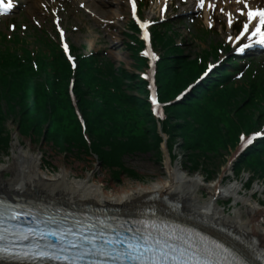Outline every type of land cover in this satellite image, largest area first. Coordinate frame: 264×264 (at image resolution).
<instances>
[{"label":"trees","instance_id":"trees-1","mask_svg":"<svg viewBox=\"0 0 264 264\" xmlns=\"http://www.w3.org/2000/svg\"><path fill=\"white\" fill-rule=\"evenodd\" d=\"M162 27L153 30L154 43L163 52L156 81L161 100L169 101L200 69L194 59L180 55L181 48L174 42L176 33L168 32L166 24ZM8 42L0 32V140L3 138L5 146L9 130L4 124L12 119L21 136L42 138L65 154L95 157L101 169L117 182L121 175L141 179L124 166L125 156L152 153L162 159V137L148 101L141 97L146 90L139 76L125 69L114 70L109 60L98 65L100 60L94 56H78L73 73L52 41L42 39L19 50L8 47ZM127 47L137 67L144 65L134 47ZM217 75L206 78L180 102L167 106L165 118L159 121L167 135L168 150L179 145L189 173L202 171L210 178L226 163V154L236 147L239 132L258 128L264 118L261 73L255 79L248 76V83L241 87L221 85L228 78ZM71 76L84 128L70 97ZM243 169L250 174L247 188L255 177L264 180V138L235 160L234 176Z\"/></svg>","mask_w":264,"mask_h":264},{"label":"rangeland","instance_id":"rangeland-1","mask_svg":"<svg viewBox=\"0 0 264 264\" xmlns=\"http://www.w3.org/2000/svg\"><path fill=\"white\" fill-rule=\"evenodd\" d=\"M16 1L18 3V7L10 15L0 18V29L8 31L6 28L11 24L29 23L30 21L34 23L39 29H43L45 33H48L55 38L50 22V7L44 8L46 3L45 0L40 3L35 0ZM46 1L48 3H51L52 1H57L59 3V7L65 17L61 23L66 28L67 38L71 45L78 47L79 50H82L84 53L105 49V52L109 58L114 61L116 66L121 65L127 70L135 72L137 75H139L140 71L135 70L134 65L132 64V58L128 50L125 49L126 37L123 34V30L128 22L125 0H113L117 1L122 9V11H120L121 15L118 14V16L120 15L119 17H124L122 19L118 18V20H115L112 24L104 22V24H106L105 26L101 24V19L113 20L112 15L117 14L102 13L101 16L105 18L99 19L100 16H93L90 12H88L90 10L89 8L86 6L81 8L78 3L69 2L67 0H64L63 3H61L62 0ZM157 5L158 4L154 2H148V4L146 2L145 6L142 7V15L155 18ZM190 5H192V9L189 7ZM221 8L224 10L237 12V7L234 6L230 0H223ZM195 13V5L193 0H190L188 3L180 7L173 3L169 7L167 13V20L173 21L172 27L180 35V37L177 38V41L180 40V42L183 44L181 48L182 53L188 57L193 56L203 48H207V43L211 41L222 42L227 30V28L223 27L220 31L219 25L222 23L223 15H217V23L214 25L209 34L204 37V40L191 37L193 28L191 24H187L186 19L194 17ZM181 17H185V20H183ZM197 19L204 25L206 29L207 27L205 23V17H197ZM36 21L40 22L39 25L36 23ZM158 24L159 23H157V25ZM249 53L264 62V51L256 49L255 51L250 50ZM4 125L6 129L9 130V143L7 146H5L4 142L2 141L3 138L0 140V165H7L8 163L13 162L12 143L15 139H17L18 148L30 150L33 153L40 154L42 160L41 169L45 177L54 176L61 170L62 167H65L70 170L71 177L77 176V178H83L88 174H94L97 179L103 180L106 189L115 190L126 185L150 183L164 176L165 173L163 167L167 158L169 162L172 163V165L179 164L183 171H185L188 175L194 176L199 174L203 185L212 184L217 180L221 181L222 186L238 183V196L241 199L250 198L251 196V200L259 204L258 208L260 209L261 213L257 216V219L259 218L260 222L264 224V180L260 177H255L252 181L251 187L246 190V183L249 180L248 171L243 169L239 172L238 176L231 175L230 162L234 159L237 151L229 150L230 152L226 154V165L222 166L221 169L216 170L212 175L213 177L210 178L206 174H203L202 171H200L201 173L195 172L189 174L185 164L181 163V160L184 159V155L182 152H180L179 145H174L172 153H169L166 147L162 145L163 158L161 160L158 158L156 159L152 153L125 156L123 158L124 166L136 171L140 175L141 179H132L126 175H122L120 177V181L117 182L111 179L110 172L101 169L94 157L87 156L86 154L82 153L65 154L52 148L49 143H44L42 138L39 141L31 140L29 139V136H21L18 132L17 125L12 119H7ZM12 175V171H6L1 174V177L7 180L10 179ZM199 192L202 202L208 201L210 196L208 191L201 189ZM7 197L10 199L13 198L12 196ZM26 199L35 200L40 198L28 197ZM218 204L223 209H225L227 213L234 214L235 210L245 211L246 209V206H244L242 202L235 204L233 196L221 198L218 201ZM260 248L264 249V242L260 243L259 249Z\"/></svg>","mask_w":264,"mask_h":264},{"label":"bare ground","instance_id":"bare-ground-1","mask_svg":"<svg viewBox=\"0 0 264 264\" xmlns=\"http://www.w3.org/2000/svg\"><path fill=\"white\" fill-rule=\"evenodd\" d=\"M43 0H39V3ZM96 15L102 13L117 18L121 6L111 0H80ZM111 1V2H110ZM59 10L60 20L64 15L58 3L51 2ZM118 12V13H117ZM17 139L12 143L13 162L0 165V194L6 196L41 200H51L79 208L91 206L108 209L118 214L138 213L143 207L151 206L165 215H176L186 222L219 236L243 254L251 264H264V224L257 216L261 213L258 203L250 198L238 196V183L221 185V181L208 185L202 184L199 174L190 176L181 166L172 165L166 158L163 167L164 176L150 183L126 185L119 189H106L105 183L94 174L83 178L71 177L70 170L62 167L56 175L45 177L41 169L42 160L39 153L21 149ZM12 171L10 179H3L1 174ZM209 193L208 201L201 200L200 190ZM233 196L235 204L242 202L245 211L235 210L227 213L218 201L223 197ZM172 201L178 205H173ZM0 264H19L0 261Z\"/></svg>","mask_w":264,"mask_h":264},{"label":"snow or ice","instance_id":"snow-or-ice-1","mask_svg":"<svg viewBox=\"0 0 264 264\" xmlns=\"http://www.w3.org/2000/svg\"><path fill=\"white\" fill-rule=\"evenodd\" d=\"M131 4V15L137 16V0H129ZM236 4L242 5L237 12L243 17L242 26L238 35L228 36V40L240 41L242 38L251 39L256 37L254 43L264 44V8H252L248 0H235ZM206 0H197V7L203 9ZM12 0L4 3L0 0V7L3 9L13 8ZM80 7H84L83 4ZM207 7L216 10V4L208 0ZM167 10V0L161 12ZM219 11L224 13V9ZM227 24L233 25V14L227 13ZM53 23L56 26L60 37V43L67 60L71 62L73 69L77 68L76 58L71 55L69 44L65 39L64 29L58 15L53 14ZM39 25V21H36ZM143 32V39L149 41L148 21L141 22L137 19ZM12 30L15 26H10ZM209 27H212L209 24ZM249 44H241L234 49L243 52ZM145 57L156 60L157 56L151 50L142 53ZM217 65L210 64L204 75H208ZM148 79V75L143 77ZM203 79V77H201ZM148 87L152 89L149 100L153 106V111L157 116H162L160 111V101L157 99L155 89L152 84ZM176 99H180L179 96ZM258 137H264V129L255 131L251 136H240L242 148L251 145ZM21 213L9 211L7 221L0 220V254L32 257L51 258L57 261H66L67 264H228L231 260L234 264H244V261L235 256L228 248L215 241H208L199 234H185L184 229L168 228L167 225L157 228L156 225L141 221V226L131 227L121 225L119 229L106 224L104 221L97 224H84L77 222L71 227L65 226L66 221L57 222L54 229L41 231L38 228H21L18 224H11L17 221ZM6 224L10 226H5ZM12 237L10 240L9 237ZM33 239L28 246H22L20 241ZM15 241V242H13ZM41 241L45 243L42 245Z\"/></svg>","mask_w":264,"mask_h":264}]
</instances>
